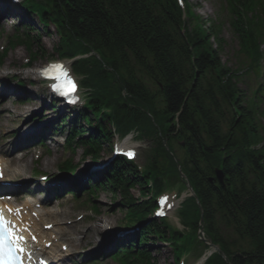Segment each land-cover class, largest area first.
Segmentation results:
<instances>
[{
	"label": "trees",
	"instance_id": "1",
	"mask_svg": "<svg viewBox=\"0 0 264 264\" xmlns=\"http://www.w3.org/2000/svg\"><path fill=\"white\" fill-rule=\"evenodd\" d=\"M23 5L44 31L53 25L56 56L88 54L74 63L90 90L74 120L96 124L80 139L85 152L97 156V143L109 140L111 127L119 134L134 130L148 142L141 170L117 159L104 175L111 193L120 191L130 208L124 219H144L152 205L134 203L130 188L148 197L180 181L176 161L192 187L196 199L182 220L187 231L150 221L138 242L167 241L176 257L188 251L197 258L207 248L197 236L202 228L225 255L214 252L205 264H264V87L253 90L247 76L258 74L264 57V11L258 4L230 2L232 66L221 58L220 26L201 25L190 4L185 19L176 0H24ZM33 44L27 38L32 56L43 57ZM76 123L79 135L87 132ZM137 253L134 262L153 264L149 252Z\"/></svg>",
	"mask_w": 264,
	"mask_h": 264
},
{
	"label": "rangeland",
	"instance_id": "2",
	"mask_svg": "<svg viewBox=\"0 0 264 264\" xmlns=\"http://www.w3.org/2000/svg\"><path fill=\"white\" fill-rule=\"evenodd\" d=\"M192 3L195 4L194 8H195L196 14L199 16H202L204 19L214 18L216 16L215 10H216L217 0H192ZM12 22L14 23V21H12L11 19L3 22L2 32H0V46L2 44V36H5L7 33H9V25ZM50 31L52 32L50 35H47L46 33L40 34L41 44L43 48L46 50V52L48 53L51 52L52 47L55 46L56 40H57V38L54 35V31L52 29H50ZM222 34L226 38V43L224 45L221 58L225 64L231 66V65H234L233 64L234 41L230 37V33L226 25L223 26ZM27 56L28 55L23 48L17 47L13 50H9L7 53L6 59L3 62V65L0 66V74H5L3 78H6V77L9 78V76H15L20 79H25L27 81H34V83H36L35 75L31 71V69L36 70L38 68H41L39 64L43 62L45 63L46 61L38 57L32 62V67L30 69H23L21 68V63L26 61ZM53 60H56V59H53ZM63 62L68 64L70 68L69 61L68 62L63 61ZM262 66H263V63H262ZM8 78L6 79V82H8L11 85H15L14 81H10L8 80ZM0 81L2 80L0 79ZM258 81H261V78H259ZM3 83L4 82L0 83V93H1V88H2ZM26 83L27 84L25 88H27V90L32 92L33 99H34V95L37 96L38 98H42V96L44 95H46L47 97L46 91L43 89L41 90L37 84L31 85L28 82ZM24 91H26V89ZM24 91L22 92L24 93ZM19 96H8L7 99L6 97H3L0 100V103L5 102V104L2 107V111H1L2 115H0V136L1 137L6 136V135L11 136L12 132L15 130L14 128H16L19 125L21 126L25 124L24 123L25 121L23 120L28 115L27 108H30L29 106L33 105L32 107H35V108L38 106L37 102H34L32 100L30 102L25 101L24 103L19 102L18 100H16ZM22 96H24L23 98H26L27 95L22 94ZM42 109L40 110V112L42 111ZM18 114H20L22 117L20 118L17 117ZM50 116L54 117L55 114H51V115L49 114L47 118H49ZM16 136L17 135L14 134L12 137L6 140V142L8 141L11 142L12 140H15ZM129 139H130L128 141L129 145H131L133 148V151L137 153L140 151L141 146H144L145 144L143 141L136 140L133 137ZM53 143L54 142L51 143L52 145L50 147V152L48 154H44L42 161L39 163V166H41V170L43 171L49 170L50 167L54 169L55 166L57 165V161L60 158H63L67 155V153L64 150L60 149L59 147H56L55 144ZM106 149L109 152L108 148ZM39 152L40 151L35 150L33 154L28 157V160H26V164L29 168H28L27 174L24 176L25 179L29 178L30 168L37 167L36 162H35V156L38 155ZM72 157H73V161H77L79 157H81V150L78 149L74 151V155ZM31 159H34V160L30 161ZM46 161H49L50 163L47 164L45 163ZM87 161L88 160L86 159L85 163L88 164ZM42 162L47 164V167H45L46 165H43ZM81 172H83V169L81 168L77 169V171L74 173L75 178ZM181 188H182L181 184H176L173 187V190L177 192L178 190H181ZM166 189L167 187H165V190ZM131 194L133 197L138 196V192L136 188L131 190ZM165 194L164 195L166 197V201L164 203L165 205H171L172 209H170L168 212H165L164 217L168 219V223L171 226L178 228L180 230L182 229V227L180 226V223L177 219V214H176L177 209L179 207V204L176 205V202L179 203V197L178 195H174L173 193H165ZM118 199L120 200L121 197H119ZM72 202H73V199L70 196H67V197L62 198L59 204H55L51 208V209L57 210L60 213L57 221H63L64 224L66 225H69L71 221H76L80 223L75 228L71 227V229H69L70 240H72L73 242L77 241V243H81L82 240H79V239L82 237L84 230L85 229L88 230L89 232L87 235L88 244L87 246H85L82 254L90 252L92 255L95 256L96 254L102 253V251L106 249L105 243L107 242V239L109 238V232L111 230L116 229L117 227H120L119 222L124 214V212L120 210V204L117 201V203L110 205V202H111L110 194L107 192H100L98 199L96 200L97 208L100 210L99 211L100 216L98 217L96 216L95 213L90 212L88 209L83 210L84 213L78 212L80 210L75 211L74 208L71 207ZM83 214L86 215V218L84 221L79 219ZM153 253L155 256L154 264H173L171 261L172 251L168 245L164 243H157L156 245H154ZM78 258L81 259V257H78ZM104 259H108V256L103 257V259L100 258V260L97 261V264H113L110 261V259L108 260H104ZM192 261L193 259L192 260L188 259L186 262H184V264H192ZM85 263L92 264V260H89Z\"/></svg>",
	"mask_w": 264,
	"mask_h": 264
},
{
	"label": "bare ground",
	"instance_id": "3",
	"mask_svg": "<svg viewBox=\"0 0 264 264\" xmlns=\"http://www.w3.org/2000/svg\"><path fill=\"white\" fill-rule=\"evenodd\" d=\"M35 72L37 73V71H35ZM3 94L4 95L8 94V91H5ZM19 94H22V93H19ZM2 107H3V105H1L0 109H2ZM28 110H29V108H27V111ZM31 124H33V123H31ZM31 124H29L27 126L30 127ZM46 124H50V121L48 123H46ZM21 130H22V128L21 127H18L19 138L16 139L14 141V143H11L10 145H21V144L25 143V138L28 135V133L27 134L22 133ZM127 140L129 141L130 139L129 138H126L123 141V143L124 142H127ZM3 146L4 147H8V144H4ZM121 146L124 147V145H121ZM125 147H128V142L126 143V146ZM132 151H133L132 149H129L127 152H131L132 153ZM1 162L3 163V165H5L4 160H2ZM8 162L10 164H12L13 166L15 165L16 169L18 170V172L24 171L26 169L24 161H22V160L20 161L19 158H17V157H12ZM45 163L49 164L50 162L49 161H46ZM47 164H45L46 167H47ZM4 173H5V178H7L8 176H7V172L5 171V169H4ZM67 181H68V179L65 178V177H63L60 180L51 181L50 184H48L46 186H52L53 184H56L57 187L62 190L64 188L63 185H62V183L63 182H67ZM69 182L72 183L71 181H69ZM8 187L15 188L14 186H8ZM36 189L39 190L38 188H36ZM0 190H6L8 192H14V193L15 192H17V193L20 192V190L12 189V191H11V189H8V188H1ZM50 195H51V193H49V192L46 191V197L47 196H50ZM20 208H21V210H18V211L20 213L19 217L22 220L24 219L23 220V227H28V228L32 229L36 235L38 233V238H39V242H40V245L41 246H43L42 240L44 238H46L47 241H50L53 245H55L56 236L57 235L64 234V231L65 230H64V227L63 226L59 227V229H57V231H54V232L52 230L46 231V230L42 229L40 223H42L43 219H46V217H50L52 215V213H50L49 211L41 212V213H39L37 215V218H35V217H33L31 215L32 212H35L36 211L35 206L32 203L24 202L20 206ZM164 208H165V211H166V206H164ZM25 220H26V222H25ZM30 222L32 224H30ZM70 246H73V245H70ZM46 250L47 249H43V247H42V250L41 251L39 250V251L42 254H45L44 256L50 257L53 253H47ZM73 251L74 250H70V251L68 250L67 252H69V254H71ZM197 264H200V263H197Z\"/></svg>",
	"mask_w": 264,
	"mask_h": 264
},
{
	"label": "snow or ice",
	"instance_id": "4",
	"mask_svg": "<svg viewBox=\"0 0 264 264\" xmlns=\"http://www.w3.org/2000/svg\"><path fill=\"white\" fill-rule=\"evenodd\" d=\"M42 71L46 78L56 81L52 86L54 91H59L65 96L76 91V83L68 76L63 65H50ZM127 155L131 157L134 154L129 152ZM22 240L23 237L15 233L14 226L10 225V222L0 214V264H17L19 259L17 254L23 251L20 247Z\"/></svg>",
	"mask_w": 264,
	"mask_h": 264
}]
</instances>
